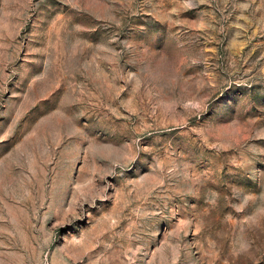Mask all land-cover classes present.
<instances>
[{"label": "rangeland", "instance_id": "374dc122", "mask_svg": "<svg viewBox=\"0 0 264 264\" xmlns=\"http://www.w3.org/2000/svg\"><path fill=\"white\" fill-rule=\"evenodd\" d=\"M0 264H264V0H0Z\"/></svg>", "mask_w": 264, "mask_h": 264}]
</instances>
